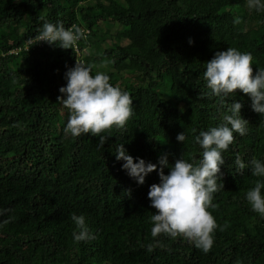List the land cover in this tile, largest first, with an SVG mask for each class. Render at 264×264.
I'll use <instances>...</instances> for the list:
<instances>
[{
    "label": "trees",
    "instance_id": "16d2710c",
    "mask_svg": "<svg viewBox=\"0 0 264 264\" xmlns=\"http://www.w3.org/2000/svg\"><path fill=\"white\" fill-rule=\"evenodd\" d=\"M46 21L87 29L78 51L38 42ZM227 47L251 53L253 74L264 68V11L246 0H0V264H264V219L244 196L264 178L235 166L237 156L264 160V115L247 94L228 98L242 103L249 124L222 152L223 189L207 209L218 227L207 253L181 235L151 236L156 210L147 192L159 183L157 171L137 184L114 154L122 143L146 162L167 155L171 165L182 155L198 164L193 138L225 111L203 73ZM76 61L133 99L125 125L101 133L109 135L103 147L91 133L65 131L70 112L58 89ZM73 213L85 215L94 239H73Z\"/></svg>",
    "mask_w": 264,
    "mask_h": 264
},
{
    "label": "clouds",
    "instance_id": "9594fccd",
    "mask_svg": "<svg viewBox=\"0 0 264 264\" xmlns=\"http://www.w3.org/2000/svg\"><path fill=\"white\" fill-rule=\"evenodd\" d=\"M246 6L250 10L261 12L264 11V0H246ZM233 23H240V18L235 17ZM86 36L87 29L76 24L66 28L62 22L53 24L46 21L36 39L49 46L72 49L77 41ZM189 43H192L191 39ZM252 63L251 53L240 52L233 47L216 51L206 62L203 76L210 90L208 94L218 97L225 111L220 124L200 130L193 138L202 150L198 164L184 159L182 155L171 165L167 155L160 156L157 163L146 162L143 158L130 155L122 143L116 145V160L122 161L121 168L137 184H143L145 177L154 170L159 176V183L151 184L147 192L150 206L156 210L149 217L152 237L161 233L171 238L181 235L204 253L211 249L214 230L218 225L207 209L215 207L212 203L213 194L223 189L220 166L225 163V158L222 152L232 144L234 133L244 135L249 124L241 116L242 103L236 99L228 101L230 94L239 89L248 95L251 109L264 115V68L257 67L253 74L250 66ZM63 78L66 83L58 89L62 95L57 100L70 112L65 131L74 137L91 133L98 136V147H103L109 135L101 133L113 126L122 128L132 115L131 95L110 84L106 73L93 72L91 63L76 61L73 66L66 68ZM185 139L184 131L177 133L178 142H184ZM235 166L238 171L250 167L252 176L264 178V160L253 158L246 164L237 156ZM165 167L169 168L167 174L163 171ZM262 189L264 180L257 179L244 196L251 209L264 219ZM70 219L79 229L72 233L75 241L95 238L83 213H73ZM219 227L223 230V226ZM152 249L153 244H148L147 250L150 252Z\"/></svg>",
    "mask_w": 264,
    "mask_h": 264
},
{
    "label": "built area",
    "instance_id": "2783aa9c",
    "mask_svg": "<svg viewBox=\"0 0 264 264\" xmlns=\"http://www.w3.org/2000/svg\"><path fill=\"white\" fill-rule=\"evenodd\" d=\"M19 49H20V47L14 48V49L10 50L9 53H17L19 51ZM75 51H78L76 45H75Z\"/></svg>",
    "mask_w": 264,
    "mask_h": 264
}]
</instances>
